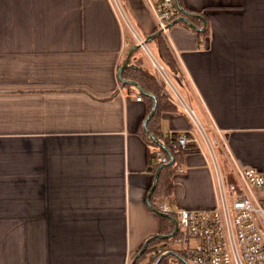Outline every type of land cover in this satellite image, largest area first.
Masks as SVG:
<instances>
[{
	"label": "crops",
	"instance_id": "0c3cea01",
	"mask_svg": "<svg viewBox=\"0 0 264 264\" xmlns=\"http://www.w3.org/2000/svg\"><path fill=\"white\" fill-rule=\"evenodd\" d=\"M179 3L208 33L176 22L162 35L180 68L169 70L175 86L214 136L229 179L237 164L264 172V0ZM126 6L157 50L150 4ZM131 38L111 0H0V264H131L159 233L148 203L149 100L120 78L139 57L156 70ZM178 107L156 122L198 149L159 203L213 208L209 146Z\"/></svg>",
	"mask_w": 264,
	"mask_h": 264
},
{
	"label": "built area",
	"instance_id": "2783aa9c",
	"mask_svg": "<svg viewBox=\"0 0 264 264\" xmlns=\"http://www.w3.org/2000/svg\"><path fill=\"white\" fill-rule=\"evenodd\" d=\"M128 1L111 0L135 45L150 59L159 80L164 82V91L192 118L204 136L210 149L218 200L215 207L207 209L176 208L170 203H159L158 211L172 214L177 222L175 234L157 245L154 254H178L179 260H172L171 264H264V197L255 191L264 189V172L237 164L232 170L234 179L228 178L194 108L179 92L172 74L130 17ZM146 1L152 8L157 30L168 38L171 24L183 14L178 1ZM142 98V94L137 96L138 100ZM168 135L174 148L185 149L190 143L197 142L184 132L176 138L174 132ZM154 159L158 164L170 161L161 149L157 150ZM183 170L180 167L178 171Z\"/></svg>",
	"mask_w": 264,
	"mask_h": 264
},
{
	"label": "trees",
	"instance_id": "16d2710c",
	"mask_svg": "<svg viewBox=\"0 0 264 264\" xmlns=\"http://www.w3.org/2000/svg\"><path fill=\"white\" fill-rule=\"evenodd\" d=\"M182 13L184 14V12ZM197 20V17L192 14V12H189L187 17L181 19L179 23L184 24L187 27H193L192 22H196ZM197 30L201 36H205L208 33V27H206L205 29ZM154 40L156 42L157 56L159 57V59L164 63L168 70L175 74H180V68L177 63V60L174 57L171 48L167 44L162 34L156 32ZM139 49L140 48L137 47L134 50V53L137 52ZM143 61V57H139L134 62L129 61L124 67L123 75L126 79L137 81L145 90L155 94L158 98V106L156 112L148 121V127L154 133V135L171 151L173 155V161L171 163L167 162L162 166L158 178V183L150 197V203L154 207L153 209L158 210L159 201L162 198H169L173 194L174 175L178 172L179 168L183 164L186 155L190 152L196 151L198 149V146L195 143H190L185 149L182 147L174 148L170 143L169 135L163 133L160 125L156 122L160 114L165 110H179V107L173 100H171V98L164 91V82L159 80V78L154 73L153 69H149L143 66ZM124 84L130 86L131 88H136L134 84ZM140 93L149 100V111H151L154 102L153 97L150 95H146L142 92ZM144 133L149 144L151 157L155 158L157 150L161 149L167 155V157L170 158V155L154 140V138L146 131V129L144 130ZM181 133L174 132V137L176 138V136L180 135ZM161 165L162 164L158 163L154 164V179L157 170L160 168ZM159 216L161 220V228L159 233L162 235L172 234L176 228L175 221L168 215L159 213ZM166 239L167 238L158 237L152 240L149 243L146 251L139 255L135 264H171L172 260H179L178 254L168 253L158 261L159 257L163 254L155 255L154 250L156 249L157 245L163 243ZM143 245L144 243L142 244L141 248L143 247ZM141 248L139 249V251L141 250Z\"/></svg>",
	"mask_w": 264,
	"mask_h": 264
},
{
	"label": "water",
	"instance_id": "95a60500",
	"mask_svg": "<svg viewBox=\"0 0 264 264\" xmlns=\"http://www.w3.org/2000/svg\"><path fill=\"white\" fill-rule=\"evenodd\" d=\"M178 1V4L180 5V3H179V0H177ZM180 7H181V10H182V12H184V13H186V14H188L189 12L186 10V9H184L181 5H180ZM185 17H180V18H178L175 22H173L172 24H174V23H176V22H179L181 19H184ZM171 24V25H172ZM193 25V24H192ZM193 27H195V28H197V29H202V28H199V27H196V26H194L193 25ZM159 32V31H158ZM160 33V32H159ZM137 47V45H135L134 46V48H136ZM120 78H121V80L123 81V82H125V83H131V84H134L137 88H138V90L140 91V92H142V93H144V94H146V95H150V96H152L153 97V99H154V103H153V107H152V109H151V111H150V113L148 114V116L146 117V119H145V121H144V127H145V129L147 130V132L154 138V140L170 155V161H169V163H171L172 161H173V155H172V153H171V151L154 135V133L148 128V121L150 120V118L155 114V112H156V109H157V106H158V98L156 97V95L155 94H153V93H151V92H149V91H147V90H145L137 81H135V80H129V79H125L124 77H123V75H122V73L120 72ZM164 164H162L161 166H160V168L157 170V173H156V176H155V180H154V183H153V186H152V188H151V190H150V192H149V195H148V203H149V205H150V207L151 208H154L153 206H152V204L150 203V197H151V195H152V193H153V191H154V189H155V187H156V185H157V183H158V178H159V175H160V171H161V168H162V166H163ZM156 212H158V213H160V214H164V215H168L169 217H171L174 221H175V223L177 222V220H176V218L172 215V214H169V213H165V212H161V211H158V210H156ZM175 232H176V230L172 233V234H170V235H162V234H160V233H157V234H155V235H152V236H150V237H148L146 240H145V242H144V245H143V247L141 248V250L135 255V257L133 258V260H132V263L131 264H135L136 263V260H137V258L139 257V255L140 254H142V253H144L145 251H146V249L148 248V245H149V243L152 241V240H154V239H156V238H158V237H163V238H169V237H171L172 235H174L175 234ZM168 253H166V254H163V255H161L160 257H159V259H158V261L164 256V255H167ZM183 259V261L184 262H186L187 263V260L186 259H184V258H182Z\"/></svg>",
	"mask_w": 264,
	"mask_h": 264
},
{
	"label": "rangeland",
	"instance_id": "374dc122",
	"mask_svg": "<svg viewBox=\"0 0 264 264\" xmlns=\"http://www.w3.org/2000/svg\"><path fill=\"white\" fill-rule=\"evenodd\" d=\"M131 34V33H130ZM131 37H132V35H131ZM131 41L133 42V44H135L134 43V40H133V38H131ZM154 49V51L157 53V50L155 49V48H153ZM198 130V129H197ZM208 130V129H207ZM199 132V131H198ZM208 133H209V130H208ZM210 134V137L212 138V141H213V139H214V136L211 134V133H209ZM256 191V193L257 194H261V190H255Z\"/></svg>",
	"mask_w": 264,
	"mask_h": 264
}]
</instances>
